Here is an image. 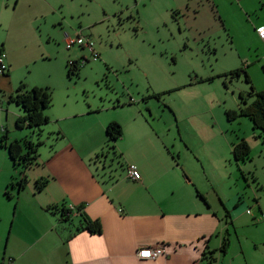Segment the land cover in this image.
I'll use <instances>...</instances> for the list:
<instances>
[{
  "label": "rangeland",
  "instance_id": "rangeland-1",
  "mask_svg": "<svg viewBox=\"0 0 264 264\" xmlns=\"http://www.w3.org/2000/svg\"><path fill=\"white\" fill-rule=\"evenodd\" d=\"M168 5L165 0H0V40L12 61L11 82L0 92V126L6 128V142L39 141L36 161L24 168L14 167L0 146V249L21 221L30 226L46 221L33 201L34 180L44 173L42 166L51 168V156L63 159L80 149L91 136L87 128L100 122L116 121L122 132L171 124L166 138L187 144L180 161L186 159L202 189L211 183L224 200L263 205L264 142L246 116L227 120L225 111L241 105L239 95L252 100L247 92L250 85L255 91L264 87V71L241 62L234 46L246 50L244 42L230 43L223 26L205 18L202 8L198 15L207 30L192 34L184 12ZM76 34L92 43L94 60L83 45L65 48L64 39ZM68 61L77 62L71 73ZM235 69L238 75L231 74ZM18 85L49 89L50 103L41 110L44 123L15 126L23 111L9 96ZM242 141L249 151L236 157L233 147ZM102 152L104 166L111 163L116 175L120 159L108 145ZM97 166L102 173L100 162ZM21 168L25 181L16 194ZM63 169L75 177L83 167L64 163Z\"/></svg>",
  "mask_w": 264,
  "mask_h": 264
},
{
  "label": "crops",
  "instance_id": "crops-1",
  "mask_svg": "<svg viewBox=\"0 0 264 264\" xmlns=\"http://www.w3.org/2000/svg\"><path fill=\"white\" fill-rule=\"evenodd\" d=\"M168 3L169 8L184 12L192 34L207 30L205 18L215 20L230 43L244 42L246 50L234 46L241 62L264 71V39L255 31L264 28V0H165ZM200 8L204 19L198 15ZM0 50L7 65L0 75L2 92L12 79V61L2 40ZM244 74L252 82L249 73ZM106 123L87 128L92 137L76 152L63 159L51 156V168L42 166L45 171L38 178L47 182L33 201L46 221L35 226L21 221L9 238L7 233L0 264H205L208 259L211 264H264V203L256 201L249 207L243 200H224L211 183L202 189L186 159L180 161L187 144L167 139L171 124L163 122L158 127L141 124L129 131L121 129L112 143L120 159L114 175L111 163L107 169L104 166ZM98 162L102 173L97 172ZM64 163L83 169L73 177L63 169ZM126 164L138 169L139 180L124 177ZM68 205L79 213L66 216L57 210ZM85 218L97 220L99 232L81 228ZM223 237L227 246L222 251ZM159 244H164L163 255L137 256L140 248Z\"/></svg>",
  "mask_w": 264,
  "mask_h": 264
},
{
  "label": "trees",
  "instance_id": "trees-1",
  "mask_svg": "<svg viewBox=\"0 0 264 264\" xmlns=\"http://www.w3.org/2000/svg\"><path fill=\"white\" fill-rule=\"evenodd\" d=\"M67 73H71L78 68L76 63L67 62ZM231 74L238 75V69L231 71ZM245 80L247 77L244 75ZM155 97L159 96L154 94ZM248 96H253L250 102H246L242 96L239 95L240 104L237 109H227L225 111V116L227 120L233 119L237 116H246L252 124L253 128L259 130V135L261 136L262 141L264 142V88L255 91L250 85V89L247 92ZM9 99L14 101L15 104L19 105L23 111L22 115L17 116L15 119V126L18 128L22 127H33L41 123H44L47 120V117L42 114L41 110L48 106L50 103V91L47 87H37L33 86L29 90H23L22 85L16 86L15 93L12 96H9ZM105 145L109 146V149L113 152V142L117 140L121 135L120 125L116 121H109L105 124ZM6 129L3 128V133L0 137V146L3 147L7 153V156L11 160L12 165L15 167L21 165L22 168L31 165L36 161L37 157V144L39 141L32 142L27 138H13L8 142L6 139ZM110 144V145H109ZM233 153L236 157L244 156L248 153V146L244 141L236 143L233 147ZM19 173L21 176L15 181L16 194L23 188V183L25 177L23 175V169ZM47 179L40 177L34 180V185L37 190H41L46 184ZM9 185H13L10 181ZM6 197H9L7 189L4 190ZM53 205H48V207ZM56 208V207H55ZM61 210L62 208H57ZM61 213V214H62ZM79 211L77 210V214ZM68 216V215H66ZM70 216V215H69ZM83 226L81 228L86 229L91 233H97L100 230V225L97 220H83ZM227 246V239L223 237L220 245V249L223 251ZM205 264H211V261L208 259Z\"/></svg>",
  "mask_w": 264,
  "mask_h": 264
},
{
  "label": "built area",
  "instance_id": "built-area-1",
  "mask_svg": "<svg viewBox=\"0 0 264 264\" xmlns=\"http://www.w3.org/2000/svg\"><path fill=\"white\" fill-rule=\"evenodd\" d=\"M257 32L260 38L264 39V28L262 26L257 28ZM73 44L83 45L91 52V57L94 60L97 54L92 49V43L85 38H82L78 34L75 37H66L64 39V46L66 49L70 48ZM70 63H77L75 61H69ZM7 70V65L5 61V54L0 50V75ZM0 131H3L2 126H0ZM124 177L130 180H139L140 174L138 169L133 164H126L123 168ZM66 215H76L77 210L72 206L68 205L64 210ZM164 254V244L152 245L149 247L140 248L137 250V256L140 258H155L159 255Z\"/></svg>",
  "mask_w": 264,
  "mask_h": 264
}]
</instances>
